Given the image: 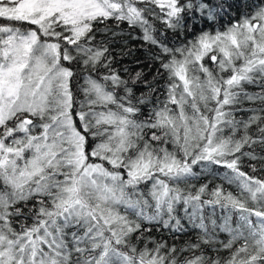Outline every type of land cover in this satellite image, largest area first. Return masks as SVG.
Wrapping results in <instances>:
<instances>
[{
    "label": "snow or ice",
    "instance_id": "obj_1",
    "mask_svg": "<svg viewBox=\"0 0 264 264\" xmlns=\"http://www.w3.org/2000/svg\"><path fill=\"white\" fill-rule=\"evenodd\" d=\"M0 264H264V0H0Z\"/></svg>",
    "mask_w": 264,
    "mask_h": 264
},
{
    "label": "trees",
    "instance_id": "obj_2",
    "mask_svg": "<svg viewBox=\"0 0 264 264\" xmlns=\"http://www.w3.org/2000/svg\"><path fill=\"white\" fill-rule=\"evenodd\" d=\"M132 47H134L136 49L135 54L134 55H130L125 57L122 60V63L124 65H127L129 67V69L134 73L135 71H140L143 70V72L146 74V76L148 78H151V76L153 75L154 71H155V65H153L151 68L149 67V62L146 59L147 53H145V51L143 49L139 48V44L136 41L131 42ZM139 59L141 61V63L137 64L134 61ZM246 171H251L250 169L246 168ZM158 235V234H157ZM167 238V237H165ZM183 239H188V237H184ZM183 239L180 241H176L177 244H181L183 242ZM171 242V241H170Z\"/></svg>",
    "mask_w": 264,
    "mask_h": 264
}]
</instances>
